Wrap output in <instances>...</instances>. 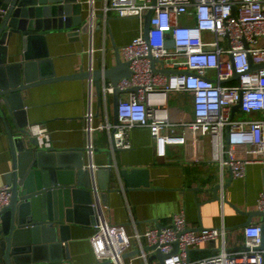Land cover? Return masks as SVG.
Instances as JSON below:
<instances>
[{
  "label": "built area",
  "instance_id": "2783aa9c",
  "mask_svg": "<svg viewBox=\"0 0 264 264\" xmlns=\"http://www.w3.org/2000/svg\"><path fill=\"white\" fill-rule=\"evenodd\" d=\"M86 22L91 34L96 28L95 0H87ZM152 8L146 36L143 17ZM101 11L112 12L119 18H137L138 34L121 47L122 60L129 63V77L120 78L116 87L125 97L118 96L116 124L98 122L92 108V80L88 79V102L83 115L87 134L85 153L88 167L92 164L95 130L106 133L112 150L130 148L128 135L133 128L148 129L157 156L166 153L167 144L185 141L189 127L198 128L208 137L211 159L218 163L220 173L228 168L231 176H244L250 162H258L262 169V187L257 193L256 206L264 211V66L250 67L264 62V0H102ZM182 18V20H181ZM191 20V21H189ZM173 41L172 46L165 44ZM92 50H89L88 70H92ZM152 58L154 68H151ZM171 69L170 72L159 71ZM238 73V79L234 78ZM112 84L103 83L101 94L105 100L112 94ZM135 88V89H133ZM191 95L190 118L173 119L169 110L172 92ZM237 108L231 109L233 104ZM28 135L35 137L40 147L51 146V136L41 123L29 124ZM112 136V137H111ZM240 146L239 154L232 147ZM96 222L89 238L97 261L130 264L138 259L146 264L148 254L142 250L129 262L124 255L131 240L145 239L146 245H156L169 253L163 264H263L264 240L260 222L242 226L243 240L235 248L226 246L223 224L217 227H188L184 210L169 216L163 227L150 228L142 234H127L121 224H113L107 217V206L93 189ZM10 187L0 186V212L8 204ZM177 240L178 251L169 252ZM217 242L216 252L200 259L187 257L186 248L203 241ZM142 245H140L141 249Z\"/></svg>",
  "mask_w": 264,
  "mask_h": 264
},
{
  "label": "crops",
  "instance_id": "0c3cea01",
  "mask_svg": "<svg viewBox=\"0 0 264 264\" xmlns=\"http://www.w3.org/2000/svg\"><path fill=\"white\" fill-rule=\"evenodd\" d=\"M82 4V22L88 14L87 0H77ZM102 0H95L96 28L90 34L80 30L56 29L41 31L40 49L47 54V72L55 76L77 73L89 66V50H92L91 66L93 69L111 67L117 53L122 60L121 47L131 41L139 32L137 18H119L110 12L104 16L101 11ZM182 20V18H181ZM21 47L18 44L9 50L7 62L20 61ZM101 90V89H100ZM124 98L123 94L119 95ZM176 98L177 104H169L171 117L190 118L191 95L180 91L172 92L170 98ZM190 104L188 115L178 110L183 98ZM92 108L95 124L112 123V94L107 93L105 100L101 91L96 92L92 83ZM169 98V100H170ZM27 126L33 123L43 124L50 132L51 146L57 149H84L87 134L84 132L83 115L87 108L88 82L86 79L60 80L30 87L21 93ZM26 126V127H27ZM94 147L92 164L98 173L99 185L107 179L105 167H111L110 189L99 190L103 204L107 206L108 220L124 226L127 234H142L146 230L166 223L169 216L184 210L188 227H225L226 246L235 248L243 240L240 223L248 217L250 222H261L262 215L257 213V193L262 187V169L258 162L246 166L244 176H231L226 167L220 173L218 163L210 156L208 137L201 135L198 128L189 127L185 141L179 144H167L166 153L159 157L155 153L153 139L146 128H133L128 139L130 148L112 150L106 133L95 130L91 134ZM233 152L239 154L240 146H233ZM67 161L73 153H67ZM75 155H80L76 152ZM84 164L87 155L82 152ZM110 163V165H109ZM12 168L9 140L0 122V186L5 183V175ZM120 169L139 170L140 178L148 182L147 187H127L126 182L114 175ZM140 182V179H137ZM217 182L226 184L217 191L214 198L211 189ZM139 184V183H138ZM201 187V188H198ZM80 201V200H78ZM68 226L66 251L63 245L58 251L38 257L33 264H112L109 261H97L92 252L89 238L94 232L96 222L94 213L78 212ZM1 236V233H0ZM218 242V241H217ZM217 242L211 245L203 241L191 247L189 258L192 260L206 257L216 252ZM146 245L145 239H132L131 247L124 257L129 262L135 250ZM67 255V256H66ZM57 258V260H54ZM60 258V259H58ZM130 264H141L138 259ZM148 264H159L149 260Z\"/></svg>",
  "mask_w": 264,
  "mask_h": 264
},
{
  "label": "water",
  "instance_id": "95a60500",
  "mask_svg": "<svg viewBox=\"0 0 264 264\" xmlns=\"http://www.w3.org/2000/svg\"><path fill=\"white\" fill-rule=\"evenodd\" d=\"M151 2L154 3L155 0ZM151 12L152 8L143 17L144 36ZM81 13L82 4L77 0H0V122L9 140L12 160V168L5 175V183L10 187V199L0 212V264H33L41 255L58 251L61 245L66 251L69 237L68 226L64 222L75 221L74 215L81 211L86 214L94 213L96 219L95 208L92 206L94 187L106 192L112 191L111 167H105L107 179L104 185H99V171H91L83 162L82 152L85 148L40 147L36 138L30 137L26 130L22 91L43 83L71 79H91L96 92L101 91L103 83H111L112 124L117 122L118 96L123 91L116 87V83L120 78L130 75L129 63L121 60L117 53L111 67L92 68L90 71L81 68L77 73L61 76H55L53 72L46 70L49 62L46 52L39 47L42 40L40 32L56 29L87 32L88 25L86 20L82 22ZM18 41L21 47L20 61L8 64L9 50ZM165 41L167 46H172L171 39ZM154 61L152 58V70H155ZM261 66H264V62L254 64L250 61V67ZM160 70L171 71L167 68ZM238 77L239 74L234 73V78ZM237 106L238 103L233 104L231 109L234 111ZM76 152L80 155H75ZM67 153H73L74 157L70 161H67ZM138 174L142 172L120 169L114 173L126 182L127 187H147L148 182L138 178ZM224 186L226 184L217 182L209 188L213 191L214 198L218 197V189ZM99 196L103 202L100 193ZM257 213L262 215V242L259 246L262 248L264 211L257 210ZM249 222L248 217L239 226ZM161 227L162 222L156 226L157 229ZM199 228L202 225L192 229ZM209 243L213 245L214 240ZM190 249L185 250L187 257ZM140 250L148 254L146 264L152 259L163 264L164 257L169 254L161 252L156 245H143L133 254H138ZM177 251L178 242L175 240L169 252Z\"/></svg>",
  "mask_w": 264,
  "mask_h": 264
},
{
  "label": "rangeland",
  "instance_id": "374dc122",
  "mask_svg": "<svg viewBox=\"0 0 264 264\" xmlns=\"http://www.w3.org/2000/svg\"><path fill=\"white\" fill-rule=\"evenodd\" d=\"M189 21H191V20H189ZM180 92L184 95L187 94L184 91H180ZM188 101H189L188 98L185 97V98H183V100L179 104L178 110H180L182 112V115H186V116L188 115V112H189L188 108L190 109V104L187 105ZM173 103H174V105L177 104V99L171 97L169 100V104L172 106Z\"/></svg>",
  "mask_w": 264,
  "mask_h": 264
}]
</instances>
